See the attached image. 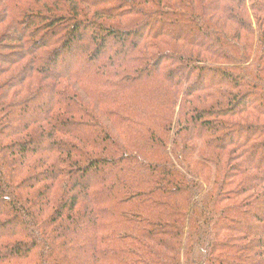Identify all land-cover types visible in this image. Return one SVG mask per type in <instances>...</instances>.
<instances>
[{
	"label": "trees",
	"instance_id": "obj_1",
	"mask_svg": "<svg viewBox=\"0 0 264 264\" xmlns=\"http://www.w3.org/2000/svg\"><path fill=\"white\" fill-rule=\"evenodd\" d=\"M0 8V264H264V0Z\"/></svg>",
	"mask_w": 264,
	"mask_h": 264
},
{
	"label": "rangeland",
	"instance_id": "obj_2",
	"mask_svg": "<svg viewBox=\"0 0 264 264\" xmlns=\"http://www.w3.org/2000/svg\"><path fill=\"white\" fill-rule=\"evenodd\" d=\"M49 7H51V6H48V7H45V8H49ZM45 10H47V9H45ZM5 14V9L4 10H2V8H0V22L2 21V18H1V15H4ZM0 24H3L2 26V28H1V30H5V28H6V30H9L8 29V27H7V25L6 24H8V23H4V22H2V23H0ZM87 36V35H86ZM89 37H91V35L89 34ZM73 60V59H72ZM67 62V61H66ZM75 60L74 61H71V62H69L67 65H65V66H62V64H59V65H57L56 66V68L55 69H59L60 71H63V70H67V69H70L72 66H74L75 65ZM25 64V62H21L20 63V66H21V68L23 67V65ZM0 67H2V66H0ZM98 79H103V78H98ZM60 83L62 84V81H60ZM64 85V84H63ZM79 88H81V87H79ZM177 119V117H175V119L174 120H176ZM46 125V124H45Z\"/></svg>",
	"mask_w": 264,
	"mask_h": 264
}]
</instances>
